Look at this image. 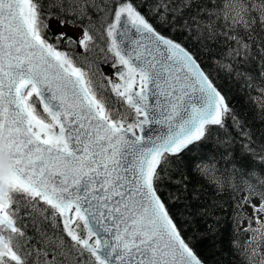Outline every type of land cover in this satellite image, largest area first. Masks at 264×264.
Masks as SVG:
<instances>
[{
  "label": "snow or ice",
  "instance_id": "6c2138e0",
  "mask_svg": "<svg viewBox=\"0 0 264 264\" xmlns=\"http://www.w3.org/2000/svg\"><path fill=\"white\" fill-rule=\"evenodd\" d=\"M193 6L194 0H0V264H203L159 185L176 157L238 118L210 73L152 20L220 43L218 64L230 72L232 60L251 58L256 39L264 40V0H236L231 11L218 0L195 12ZM69 17L87 22L81 36L59 33L56 40L75 44L85 60L93 49L110 55L112 67L120 66L118 81L98 83L71 47L50 42V20L63 25ZM260 51L264 59V43ZM110 95L125 112L113 114ZM152 124L164 130L149 135L145 125ZM240 131L245 153L255 156L250 134L243 125ZM258 155L264 165V147ZM196 171L225 190L215 157ZM232 171L254 179L244 181L245 202L258 196L250 206L264 213V173L236 165ZM186 179L180 174V183ZM41 202L62 221L66 238L45 237L32 249L19 243L25 232L17 221L22 204ZM248 219L244 230L253 235L243 251L237 240L233 247L247 264H264V222L257 216L252 228ZM22 247L30 249L23 256L16 250Z\"/></svg>",
  "mask_w": 264,
  "mask_h": 264
},
{
  "label": "trees",
  "instance_id": "16d2710c",
  "mask_svg": "<svg viewBox=\"0 0 264 264\" xmlns=\"http://www.w3.org/2000/svg\"><path fill=\"white\" fill-rule=\"evenodd\" d=\"M230 1L232 0H218L226 4ZM140 2L141 0H137L138 4ZM208 3L209 0H194L192 12L197 7H206ZM68 19L70 22L65 24L76 27L83 28L87 23L81 25L78 21H72L71 17ZM152 23L162 35L181 43L191 52L201 67L210 73V78L238 118L236 124L229 118L223 129L213 127L210 136L176 157L171 172L159 185L158 194L165 201L182 234L191 241L194 251L205 264H247L234 249L233 241H239L243 251L245 242L253 235L244 230L249 225L248 218L252 219V228H256V217L259 216L260 221L264 222V213H256V216L249 213L252 208L249 201L256 200L259 204L260 199L253 195L245 202L248 191L244 181H255L247 175L241 176L240 171L233 173L232 169L236 165L241 170L255 168L258 173H264V165H261L258 155L264 147V59L261 58L260 51L264 40L256 39L251 58L232 60V70L229 72L218 64L225 51L220 43L203 39L197 41L178 27L162 26L155 19ZM49 40L54 42L50 36ZM58 44L62 50H67L68 45ZM94 54L95 49L87 54V60L81 55V63L93 61ZM228 62L224 60V63ZM118 101L111 95L108 97L111 111L113 104L117 105ZM240 125H243L244 131L252 138L255 156L247 155L242 147L248 141L241 134ZM226 140L228 143H225ZM211 157H215L219 175L226 182L222 192L211 186L209 177L201 176L196 171V164L202 161L207 163ZM180 174L187 177L184 183L179 182ZM173 176L176 178L172 179ZM26 212L21 209L20 215L23 216Z\"/></svg>",
  "mask_w": 264,
  "mask_h": 264
},
{
  "label": "flooded vegetation",
  "instance_id": "af4514ba",
  "mask_svg": "<svg viewBox=\"0 0 264 264\" xmlns=\"http://www.w3.org/2000/svg\"><path fill=\"white\" fill-rule=\"evenodd\" d=\"M18 225L24 230L25 237L19 240L20 244H27L28 242L31 243V248L35 249L40 247L37 241L44 239L45 237L51 238L56 240L58 237L61 239L66 238L64 236V232L60 227L58 221H17ZM70 242V240H69ZM17 240L14 238L13 246L16 247ZM16 250L23 256L25 252L29 251L30 249L27 247L16 248Z\"/></svg>",
  "mask_w": 264,
  "mask_h": 264
},
{
  "label": "rangeland",
  "instance_id": "374dc122",
  "mask_svg": "<svg viewBox=\"0 0 264 264\" xmlns=\"http://www.w3.org/2000/svg\"><path fill=\"white\" fill-rule=\"evenodd\" d=\"M235 2H236V0L230 2L228 4L229 7L226 10L227 11H231V7L230 6H231V4H233ZM50 23H51V26H52L51 29H50V32L54 34V37L55 38H56V36L59 33H67L68 35H71L74 38H79L81 36V34H82V28L81 27H76V26H73L71 24L70 25H68V24L61 25L57 19H53V18L50 20ZM65 42H67V41L65 40ZM71 45L74 46L73 48H75V51H76L75 53L77 54L78 59L81 60V56L79 55V53L82 51V49L77 48V46L75 44H71ZM95 53L96 54L93 55V58H95V61H102L103 62V60L105 59V57L101 56V58H100V56H97L96 50H95ZM106 60H108V62H111V57L108 56ZM95 64H96V62H95ZM88 66L93 69V71L95 72V76L97 78V74L100 73L99 71H96V68H98V64L94 65V64L88 63ZM94 79H95V77H94ZM99 79L96 80V81L98 82ZM249 204L256 205L257 202H256V200H250L249 201ZM250 209H251V211L249 210V213L251 215H253V216H256V213L254 214L253 209L252 208H250ZM32 214H35L34 210L31 211V215ZM27 215H29V214H27Z\"/></svg>",
  "mask_w": 264,
  "mask_h": 264
},
{
  "label": "water",
  "instance_id": "95a60500",
  "mask_svg": "<svg viewBox=\"0 0 264 264\" xmlns=\"http://www.w3.org/2000/svg\"><path fill=\"white\" fill-rule=\"evenodd\" d=\"M119 68H120L119 65L116 68L112 67V64L111 65H106L105 68L103 69L104 70L105 79L107 80V79L110 78V79H112L114 81H118V69ZM110 87L111 86L109 85V88ZM163 130H164V127L162 125H157V124L145 125L146 133H148L149 135H152V136H155L157 133H160ZM136 132H137L138 135L140 134L139 129H136ZM61 223H62V221H61ZM93 239H95V238H93Z\"/></svg>",
  "mask_w": 264,
  "mask_h": 264
}]
</instances>
